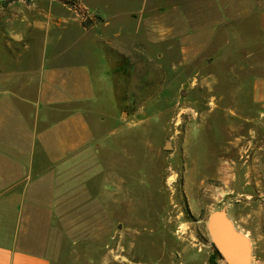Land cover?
<instances>
[{"label":"rangeland","instance_id":"obj_1","mask_svg":"<svg viewBox=\"0 0 264 264\" xmlns=\"http://www.w3.org/2000/svg\"><path fill=\"white\" fill-rule=\"evenodd\" d=\"M80 1L110 21V35L101 36L110 38L113 60L88 63V119L96 125L102 115L105 127L93 151L72 163L71 198L60 193L53 264H226L211 260L215 217L245 241L247 264H264V174L245 172V143L237 140L229 156L226 126L237 139L246 131L222 109L251 100V76L264 62V0ZM10 16L0 12V82L13 66L25 80L41 65V33L28 28L23 42L11 40ZM4 89L0 83V147L10 154L22 112Z\"/></svg>","mask_w":264,"mask_h":264},{"label":"crops","instance_id":"obj_2","mask_svg":"<svg viewBox=\"0 0 264 264\" xmlns=\"http://www.w3.org/2000/svg\"><path fill=\"white\" fill-rule=\"evenodd\" d=\"M29 1L31 5L25 0L0 5V12L12 15L4 20L11 40L23 42V30L28 28L42 37L37 44L41 55L38 70L24 80L21 66L20 72L13 66L0 82L5 87L3 93L9 95L8 101L17 97L22 104L16 105L22 113L14 129L13 153L8 154L9 147H0V264H53L54 214L60 193L71 198L72 163L93 151L95 134L105 127L102 115L96 125L88 119L94 93L88 63L96 58L106 64L113 60L106 49L107 44L112 45L110 38L101 36L112 31L108 19L84 27L78 14L63 0ZM78 2L102 16L98 6ZM261 28L264 30V21ZM255 72L250 80L249 103L224 101L222 109L228 121L240 117L246 131L237 139L232 135L233 127L226 126L229 156L237 140L245 143L239 154L248 159L244 162L248 163L245 172L264 174V62L256 64ZM25 107L32 119H25ZM243 109L249 112L242 114Z\"/></svg>","mask_w":264,"mask_h":264},{"label":"water","instance_id":"obj_3","mask_svg":"<svg viewBox=\"0 0 264 264\" xmlns=\"http://www.w3.org/2000/svg\"><path fill=\"white\" fill-rule=\"evenodd\" d=\"M163 148L164 150L171 149V142L166 141ZM207 229L210 243L217 250L223 262L226 264H247V245L227 222L215 217L210 220Z\"/></svg>","mask_w":264,"mask_h":264},{"label":"built area","instance_id":"obj_4","mask_svg":"<svg viewBox=\"0 0 264 264\" xmlns=\"http://www.w3.org/2000/svg\"><path fill=\"white\" fill-rule=\"evenodd\" d=\"M65 1L64 5L78 14L82 25H85V27H92L99 22L97 13L82 8L80 4L73 0Z\"/></svg>","mask_w":264,"mask_h":264},{"label":"trees","instance_id":"obj_5","mask_svg":"<svg viewBox=\"0 0 264 264\" xmlns=\"http://www.w3.org/2000/svg\"><path fill=\"white\" fill-rule=\"evenodd\" d=\"M27 1H29V0H27ZM63 3H65L66 1L65 0H63L62 1ZM84 27H85V25H83ZM119 69V68H118ZM113 70H114V72H118L117 71V67H115V68H113ZM114 78L116 79L117 77L116 76H114ZM120 96H121V101L122 102H124L126 99H125V97H126V95H125V93H124V91L121 89V92H120ZM131 97L134 99V100H136V99H139L141 96H139V95H137V94H131ZM146 97H147V95H146ZM214 250H215V254L214 255H212L211 256V260H213L216 256H218L219 257V254H218V252H217V250L214 248ZM220 258V257H219Z\"/></svg>","mask_w":264,"mask_h":264}]
</instances>
